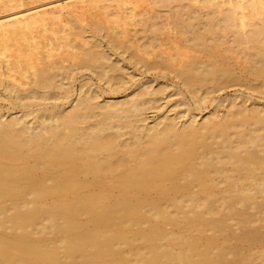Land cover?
<instances>
[{
  "label": "bare ground",
  "instance_id": "6f19581e",
  "mask_svg": "<svg viewBox=\"0 0 264 264\" xmlns=\"http://www.w3.org/2000/svg\"><path fill=\"white\" fill-rule=\"evenodd\" d=\"M263 84L264 0H0V264H264Z\"/></svg>",
  "mask_w": 264,
  "mask_h": 264
},
{
  "label": "rangeland",
  "instance_id": "374dc122",
  "mask_svg": "<svg viewBox=\"0 0 264 264\" xmlns=\"http://www.w3.org/2000/svg\"><path fill=\"white\" fill-rule=\"evenodd\" d=\"M142 35V33H140ZM163 34V36L166 38V34H165V31H160V35ZM150 35V33H149ZM159 35V33H158ZM160 35L158 37H160ZM140 36V35H139ZM141 37V36H140ZM163 37V39L165 40V38ZM161 39H162V36H161ZM162 39V41H163ZM164 42V41H163ZM189 52V51H188ZM116 58V57H114ZM155 71H150L148 73H145L143 76L141 77H138V78H141L143 80H153L156 78V75L154 74ZM85 75L87 76H91L92 79V82L95 83V84H98V79L94 76H92L89 72H86ZM172 74H169L167 76V79L168 80L167 82H170V83H175V80L174 79H170V78H173V76H171ZM171 76V77H169ZM78 79L80 80V76H78ZM77 81L76 82V86H79V82L80 81ZM172 80V81H171ZM174 81V82H173ZM156 84V83H155ZM178 86V85H177ZM179 87V86H178ZM131 89H128V91H126V93H130L131 92ZM173 91V90H171ZM169 90V94H167V91L165 93V96L166 95H174V92L170 94L171 92ZM124 91H122V93H120V96H123L124 95ZM249 95H251V99L253 101H259L261 103L264 104V84H263V88L258 91V92H250L247 88L245 87H242V86H239V85H235V86H231V87H227L225 90L221 91V92H212L209 96H210V99H216L215 100V104L218 105V101H220L222 98H232V97H248ZM121 98V97H120ZM186 98H189V96H186ZM183 99V95H177V96H173V100L174 101H179V100H182ZM171 105L173 104L172 102L170 103ZM212 101L209 100L207 103L203 104V111L201 112V115L199 116V118L201 117H205L208 115V111L212 109ZM206 108V110H204ZM157 115V113H151L150 115H148L150 117V122H152L155 118V116ZM238 261V260H237ZM260 260H256L255 263H259Z\"/></svg>",
  "mask_w": 264,
  "mask_h": 264
}]
</instances>
